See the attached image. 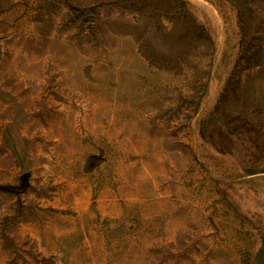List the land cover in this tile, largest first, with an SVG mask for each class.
Segmentation results:
<instances>
[{
    "label": "rangeland",
    "instance_id": "374dc122",
    "mask_svg": "<svg viewBox=\"0 0 264 264\" xmlns=\"http://www.w3.org/2000/svg\"><path fill=\"white\" fill-rule=\"evenodd\" d=\"M0 264H264V0H0Z\"/></svg>",
    "mask_w": 264,
    "mask_h": 264
}]
</instances>
